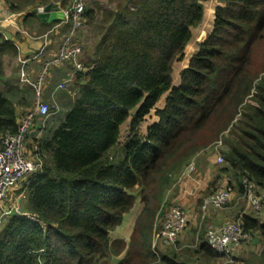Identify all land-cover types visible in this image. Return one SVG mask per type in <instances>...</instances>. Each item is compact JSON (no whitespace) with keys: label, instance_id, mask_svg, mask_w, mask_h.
Returning a JSON list of instances; mask_svg holds the SVG:
<instances>
[{"label":"trees","instance_id":"1","mask_svg":"<svg viewBox=\"0 0 264 264\" xmlns=\"http://www.w3.org/2000/svg\"><path fill=\"white\" fill-rule=\"evenodd\" d=\"M3 1L23 12L51 0ZM53 1L67 9L71 0ZM206 1L125 0L102 10L106 30L86 72L73 78L78 97L52 137L40 141L43 165L26 186L24 211L0 227V264H109L126 247L118 264H185L152 248L162 197L173 176L226 131L220 171H232L239 193L244 178L264 189V61L252 62L264 41V0H218L215 10L208 5L213 31L176 84L175 63L189 44L188 54L194 50L190 41L204 21ZM97 13L86 7L84 17L94 23ZM36 16L24 15L23 26L32 28ZM18 55L0 34V136L18 131L15 93L28 92L19 70L6 74V57ZM28 106L25 114L35 105ZM153 110L159 119L142 134ZM138 199L144 207L130 242L113 241L111 232ZM242 219L247 231L264 237L256 215ZM200 251L217 257L206 241Z\"/></svg>","mask_w":264,"mask_h":264},{"label":"crops","instance_id":"2","mask_svg":"<svg viewBox=\"0 0 264 264\" xmlns=\"http://www.w3.org/2000/svg\"><path fill=\"white\" fill-rule=\"evenodd\" d=\"M214 2L216 3V6L213 5ZM210 4L214 6V10L218 5H222L218 0H208L204 2L205 14L206 8ZM3 5L5 10L1 14L2 18L0 25L4 30L6 36L12 42H15L19 47V55L30 59V62L27 65V70L30 77L32 79H35L42 70L45 62L52 60L58 54L59 49L68 34L71 26L65 21V9L61 6L60 2L56 1L53 2L50 11L45 10L47 5L39 6V8H41V10L45 12L50 18L52 17L51 15L53 13L57 15L59 12H63L64 19H55L52 22H48L41 18L38 14H36L37 16L33 17L34 19L30 22L33 27L31 28L30 26V28H25L22 22L24 16L23 13L29 7L23 12H12L8 4L4 2ZM198 29H200V27H198L197 30ZM83 32V30H79L75 37V42L80 45L81 48L84 47L82 43ZM198 36L199 35H197L196 37L195 35L193 41L191 42L194 43V49H198V41L202 43V41L205 40V38L199 40ZM81 54L83 53H80V61L82 62L81 58L83 56ZM11 61L19 68L18 70L20 71L18 56L13 58ZM189 61L190 59L187 61L188 64ZM8 63H6L5 65L6 74L7 77H10V75L14 73V71L13 67L7 65ZM83 64L85 65V63ZM188 64L185 67H182L180 71L186 68ZM73 69V63L67 62L62 67H53L49 72L50 74L45 85L47 91L44 96V100L46 101V103L51 105L54 113L59 112L63 105L66 104L64 103L66 98L67 103L72 101V104L68 109L70 110L78 97V91L73 86V80H69L70 76H72L73 74ZM173 77L176 83L174 74ZM17 78L20 79V72L18 73ZM65 82H68L66 83L67 85L65 86V89L59 88V85ZM60 96H62V98ZM28 97L29 94L26 91L15 93L14 101L15 104H18L17 109L20 119H22L25 112L30 108V106L28 105L30 103L32 104V102L28 100ZM22 98H25L29 102L21 105L19 101ZM37 122L38 120L36 121V125ZM200 153L202 152H199L195 157H193L196 158L197 161V175L192 178L184 179L180 178V173L173 176V183L171 187L164 192V195L162 197L161 207L156 217L153 228L154 231L155 227L161 224L162 215L165 214L166 209L171 205L184 206V208L189 213V222L186 230L182 233L176 245L161 244L157 248V250L158 252H163V254L165 255L175 256L179 262L185 264H197V259H199V263L202 264H206L208 263V261L212 262V260H216L215 256L206 257L204 256L203 252L200 251L202 242L206 241V235L201 234L202 230H204L205 232V228H207V231L209 228H217L221 226L225 221L236 218L242 212H245L247 210V204L245 201H243L241 193H239L237 180L229 175L228 172H221L218 168H215L213 166V156H216L213 150L202 156H200ZM220 180L223 181V185L229 184V187H231V203L228 204L224 209L210 206L207 208V210L204 211V198L212 195L215 191H217V188L219 187L218 182ZM165 204H169V207H165ZM143 207L144 203L140 199H138L135 207L129 213L125 214L123 223L115 231L111 232L110 237L113 241L121 240L126 243L130 242L131 236L137 223V219L142 212ZM252 215H256L257 218L264 222V211ZM259 233L260 232H257V234ZM253 238L254 236H252V244L254 243ZM245 247H247V244H244L239 250H237V252L235 253V257H237L238 254L240 255V251ZM123 257L124 253L119 256L114 255L109 264H118ZM205 259L207 260V262L203 261ZM218 263L216 262L215 264Z\"/></svg>","mask_w":264,"mask_h":264},{"label":"built area","instance_id":"3","mask_svg":"<svg viewBox=\"0 0 264 264\" xmlns=\"http://www.w3.org/2000/svg\"><path fill=\"white\" fill-rule=\"evenodd\" d=\"M3 0H0V24L1 14L5 10ZM87 4L86 0H71L65 9V21L70 24V29L65 37L58 54L50 61L45 62L42 70L35 79L28 73L27 65L29 58L18 55L20 67V82L32 88L35 94L34 107L26 113L19 124L16 133H7L0 136V225L5 216H10L19 211L20 204L27 198L26 186L30 177L38 172L43 165L41 159V143L43 131L38 129L33 147L29 144L28 134L30 128L36 125V121L46 122L54 114L50 104L44 100L43 86L46 85L49 72L53 67H62L67 62L73 63V74L69 80L79 72H86V66L78 59L82 48L75 42L79 30L86 27L87 20L84 17ZM0 34L10 40L0 25ZM17 46V44L14 42ZM19 49V47L17 46ZM62 83L59 88L65 89L67 85ZM55 93V92H54ZM213 148L217 152L218 163L225 161L220 152L223 139L216 142ZM198 174L197 161L192 158L189 164L180 172V178H192ZM219 187L212 195L203 201V210L212 206L224 209L232 201V191L229 184L220 180ZM226 185V187H225ZM241 196L247 204V210L236 218L225 221L217 228H209L206 235L208 246L217 254L218 264H236L235 253L244 244L252 241V235L246 230L243 223V215L264 211V189L247 178L242 181ZM162 222L153 231L152 248L156 250L161 244L176 245L182 233L186 230L189 222V213L181 205H172L162 215Z\"/></svg>","mask_w":264,"mask_h":264},{"label":"rangeland","instance_id":"4","mask_svg":"<svg viewBox=\"0 0 264 264\" xmlns=\"http://www.w3.org/2000/svg\"><path fill=\"white\" fill-rule=\"evenodd\" d=\"M124 1L125 0H116V2L112 3L109 0H86L87 8H89V7L95 8L96 10H98V13H97V17H96L94 23L88 22V23H86V27L84 29H82L84 31L82 33V38H83L82 39L83 40L82 43H83L84 47L82 48L83 50L81 52V53H83V54H81L83 56L81 58L83 63H85L87 60L90 59V56L94 52L97 44L101 40V37H102L103 33L106 30V26L102 23V10H104L105 8L115 9L116 3H120V2H124ZM213 5L216 6V3L214 2ZM209 6H211V4ZM213 20H215V14H214L213 18L209 17L208 13H207V8H206V14L204 16V21H203L202 24H200L198 26V27H200V29L197 30L198 27H195L193 29V36H192V39H191L190 43L193 41V38L195 37V35H196V37H197V35H199L198 36L199 40H202L203 38H205V40H206V38L213 31V28H214V21ZM198 44H199V46H198V49H199L201 43L198 41ZM198 49H194L192 51V53H190V54H188V52L185 51V58L183 59V61L175 63L173 74L175 75L176 84L179 83L180 77H181V71L183 70L182 69L180 71V69L182 67H185L188 64L187 61L198 51ZM186 50H187V48H186ZM78 59L80 60V55H79ZM261 59L264 61V41L259 46L257 51L254 52L252 62H253V64H254V61L256 63H261L262 62ZM8 62H9V60H6V63H8ZM183 63H185V65ZM8 65L13 67V70H18L19 69L16 65H14V63L11 60L8 63ZM255 66H257V65H255ZM179 72H180V74H179ZM26 86H27V88H25V89L28 90V94H29L28 100L31 101L32 103H34L35 94H34L32 89L28 85H26ZM46 91H47V88L44 85L43 86L44 96L46 94ZM70 91H73V90H70ZM60 97L62 98V96H60ZM56 99H57V97H56ZM66 100H67V98H66ZM66 100L64 101V103H66V104L63 105V107L61 108V110L59 112H56L53 115H51L47 119L46 122H42V121L38 120L37 125H35V126L33 125L30 128V131H29V134H28V139H32L33 136L36 135V132H38L39 127H40V130L43 131V133L41 135L42 139L45 140V139H50L52 137V134H53L54 130L57 127H59L64 122V120L66 119V117H67V115H68V113L70 111L68 109L70 108V106L72 104V101L67 103ZM164 104H165V100H162V101H160L158 103V107L162 108V107H164ZM158 119L159 118L156 115L155 110H153L152 113L146 117L144 123L142 124V127H141L142 134H145L147 132L148 127L150 125L154 124V122H156ZM127 129H128V127H125L124 130H127ZM125 132L126 131L123 132V139H125L126 136H127V133L125 134ZM228 132L229 131H226L221 136L223 138V140H224V136L228 135ZM222 138H219V140L222 139ZM217 141L213 142L211 145H209V147H207L205 150H203L202 153H200V156L211 152L213 150V148L216 147L215 144H216ZM220 148H221L220 152L224 156L225 144H223V146L220 147ZM213 152L216 154V156H213L214 157L213 166L215 168H218L219 170H221L223 167L226 166V161H224L222 163H218L217 152L214 151V150H213ZM194 159H196V158H194ZM231 172H228L229 175H231L235 179L234 174L231 173ZM168 205L169 204H165V207H169ZM24 207H25V203L21 205L20 210L24 211ZM15 212H17V211H15ZM252 214L253 213H249V215H252ZM7 218H8V216H5V218L3 220V224H4V222L6 221ZM3 224H1V225H3ZM1 225H0V227H1ZM207 232H208L207 228H205V232H204V230H202L201 234L207 235ZM250 234L252 236H254V238H253L254 239V241H253L254 243L252 244L251 241H250L249 244H247V247L243 248L240 251L241 253L239 252L240 255L238 254V256L235 257L236 264H264V237H262L260 235V233L257 234L256 231L250 232ZM145 237H148V231L146 229H145ZM149 246H150V244H149ZM126 251H127V247L121 254L124 253V256H125ZM117 256H119V255H117ZM218 259L219 258L216 257V260H212V262L208 261V263H206V264H215L216 262L218 263ZM203 261L207 262L206 259L203 260ZM197 264H202V263H199V259H197Z\"/></svg>","mask_w":264,"mask_h":264},{"label":"water","instance_id":"5","mask_svg":"<svg viewBox=\"0 0 264 264\" xmlns=\"http://www.w3.org/2000/svg\"><path fill=\"white\" fill-rule=\"evenodd\" d=\"M53 0H51L48 4H46V8L45 10L46 11H50V9L52 8V5H53ZM38 14L41 18H43L45 21H48V22H52L53 20L55 19H60V20H63L64 19V14L63 12H59L57 15L55 13H53L50 17L47 16V14L45 12H43L41 10V8L38 7H29L24 13L23 15H28V14Z\"/></svg>","mask_w":264,"mask_h":264}]
</instances>
